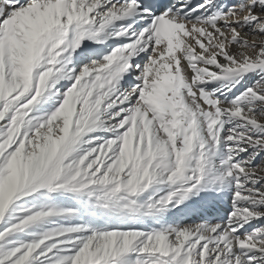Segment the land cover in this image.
<instances>
[{"label":"snow or ice","instance_id":"6c2138e0","mask_svg":"<svg viewBox=\"0 0 264 264\" xmlns=\"http://www.w3.org/2000/svg\"><path fill=\"white\" fill-rule=\"evenodd\" d=\"M0 264H264V0H0Z\"/></svg>","mask_w":264,"mask_h":264},{"label":"bare ground","instance_id":"6f19581e","mask_svg":"<svg viewBox=\"0 0 264 264\" xmlns=\"http://www.w3.org/2000/svg\"><path fill=\"white\" fill-rule=\"evenodd\" d=\"M224 207L225 206H221V208H220L222 210V213H224Z\"/></svg>","mask_w":264,"mask_h":264},{"label":"rangeland","instance_id":"374dc122","mask_svg":"<svg viewBox=\"0 0 264 264\" xmlns=\"http://www.w3.org/2000/svg\"><path fill=\"white\" fill-rule=\"evenodd\" d=\"M220 208H221V206H220ZM220 208L218 209V211H219V214H220V212H221V209H220Z\"/></svg>","mask_w":264,"mask_h":264}]
</instances>
